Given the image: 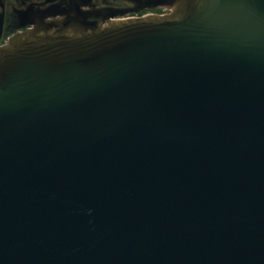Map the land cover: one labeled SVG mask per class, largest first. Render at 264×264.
<instances>
[{
  "label": "water",
  "instance_id": "obj_1",
  "mask_svg": "<svg viewBox=\"0 0 264 264\" xmlns=\"http://www.w3.org/2000/svg\"><path fill=\"white\" fill-rule=\"evenodd\" d=\"M135 1L0 45V264H264V0Z\"/></svg>",
  "mask_w": 264,
  "mask_h": 264
},
{
  "label": "flooded vegetation",
  "instance_id": "obj_2",
  "mask_svg": "<svg viewBox=\"0 0 264 264\" xmlns=\"http://www.w3.org/2000/svg\"><path fill=\"white\" fill-rule=\"evenodd\" d=\"M97 5H115L117 7L126 8H137L140 6H146V1H135V0H94ZM126 3V4H125ZM51 4V2H46V0H0V13L3 15V29L0 37V45L7 43L10 36L18 31H23L31 25L21 26L20 12L27 9L28 7H33L34 9L44 8ZM153 10L151 13H157L156 10L159 8H153L150 6L148 10ZM147 12V9H143L141 12ZM140 12V13H141ZM136 12L130 13V15H135Z\"/></svg>",
  "mask_w": 264,
  "mask_h": 264
},
{
  "label": "rangeland",
  "instance_id": "obj_3",
  "mask_svg": "<svg viewBox=\"0 0 264 264\" xmlns=\"http://www.w3.org/2000/svg\"><path fill=\"white\" fill-rule=\"evenodd\" d=\"M126 4V3H125ZM148 10V9H147ZM157 11V13H165L166 11L165 10H163V9H161V8H159L158 10H156ZM151 12H153V10H148L147 12H145V10H144V12H139V13H137V14H135L136 16H141V15H144V14H149V13H151Z\"/></svg>",
  "mask_w": 264,
  "mask_h": 264
}]
</instances>
